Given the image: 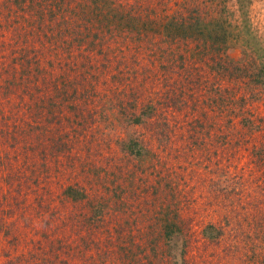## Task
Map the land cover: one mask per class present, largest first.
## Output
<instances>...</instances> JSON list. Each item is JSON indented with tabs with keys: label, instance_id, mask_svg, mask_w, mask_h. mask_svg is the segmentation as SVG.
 Listing matches in <instances>:
<instances>
[{
	"label": "rangeland",
	"instance_id": "rangeland-1",
	"mask_svg": "<svg viewBox=\"0 0 264 264\" xmlns=\"http://www.w3.org/2000/svg\"><path fill=\"white\" fill-rule=\"evenodd\" d=\"M96 1L0 0V264H264V0Z\"/></svg>",
	"mask_w": 264,
	"mask_h": 264
},
{
	"label": "trees",
	"instance_id": "trees-1",
	"mask_svg": "<svg viewBox=\"0 0 264 264\" xmlns=\"http://www.w3.org/2000/svg\"><path fill=\"white\" fill-rule=\"evenodd\" d=\"M91 4H89V3H85L84 2V4H82V7H85V8H89V10H90V12L91 13H96V14H99V15H101L102 16V18H103V20L105 21V18H106V16H107V13H106V11L105 10H103V8H105V4L104 5H100L96 0H91ZM81 7V8H82ZM131 10V8H129L128 9V12ZM108 11V14H109V12H110V15L111 16H113V15H121V14H117V13H115V12H112V11H109V10H107ZM125 13V14H130V13ZM148 13L146 12L144 15V17H146V18H148V15H147ZM131 15V14H130ZM133 16V15H132ZM172 15L171 16H169V19H172ZM182 21H176V22H174L173 23V27H174V32L176 33L177 32V34L180 32V33H182V35H183V32H184V26H183V23H181ZM145 25V24H144ZM126 26H129V28L131 27V28H135V27H133L132 25H126ZM182 26H183V29H182ZM123 28V27H122ZM129 30V29H128Z\"/></svg>",
	"mask_w": 264,
	"mask_h": 264
}]
</instances>
